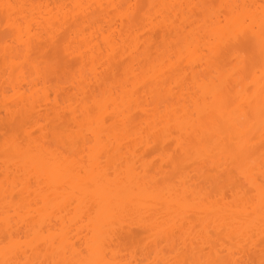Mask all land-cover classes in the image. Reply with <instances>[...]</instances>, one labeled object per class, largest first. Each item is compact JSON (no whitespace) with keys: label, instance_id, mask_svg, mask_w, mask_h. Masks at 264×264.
Returning a JSON list of instances; mask_svg holds the SVG:
<instances>
[{"label":"bare ground","instance_id":"bare-ground-1","mask_svg":"<svg viewBox=\"0 0 264 264\" xmlns=\"http://www.w3.org/2000/svg\"><path fill=\"white\" fill-rule=\"evenodd\" d=\"M261 3L0 0V261L36 258L30 249L3 252L6 233L22 236L35 226L56 241L40 259L149 264L165 252L191 257L195 246V258L260 264L259 186L247 197L239 176L242 163L260 175L259 119L254 138L240 143L232 118L217 110L211 81L214 71L230 70L233 28L246 29L242 47L254 67L249 80L233 82V95L251 86L255 95L244 98L258 112ZM3 4L22 5L13 11L41 22L38 35L24 37L32 39L24 71L4 58L13 27ZM129 4L155 22L130 20L119 7ZM220 49L209 65L203 53ZM34 64L60 71L36 73ZM202 74L208 82L193 85ZM85 100L100 106L87 121ZM73 124L94 131L93 143L58 142L56 130ZM247 236L255 246L239 247Z\"/></svg>","mask_w":264,"mask_h":264},{"label":"snow or ice","instance_id":"snow-or-ice-1","mask_svg":"<svg viewBox=\"0 0 264 264\" xmlns=\"http://www.w3.org/2000/svg\"><path fill=\"white\" fill-rule=\"evenodd\" d=\"M3 9L8 12V18L10 24L13 27L12 38L5 40L3 42L4 58L7 61L9 57L14 63L18 65L21 71L25 70V65H27L28 60L31 57L32 51V39L31 35H38L41 29V22L33 16L21 15L13 11V9L22 8V5H12L3 4ZM77 7H84L82 5H77ZM91 7V5L87 6ZM100 7H103L102 5ZM116 7V6H113ZM121 11L126 14V16L133 21H137L139 24L144 25L147 22H155V18H149L147 14L141 17L140 15V5L129 4L127 6H119ZM195 8L196 6H191ZM260 7V37H259V47L261 54V64H260V90H259V110L258 112L250 107V101L245 99L244 96H254L255 93L253 88L250 86L247 89H241V95H233L234 85L239 87L241 83L249 80L251 74V68L254 67V57H250L247 50H245L242 45L244 41L248 40V31L244 28L236 27L233 28L235 31V43L233 41H227L226 47L231 46V51L233 54L232 64L230 70L226 73H213V78L211 83L214 85L212 88V95L218 101L217 110L223 114L228 113L232 118L233 125L236 129V133L239 137L240 143L250 142L255 135V122L259 119V132L262 138V143H264V0H262ZM248 20L242 21L243 24H248ZM232 27V26H230ZM26 34H31L28 40L24 37ZM223 50H213L203 53L205 57H208L207 63L209 65H214L217 63L219 56L222 54ZM36 73H40L42 70L45 72H56L59 73L60 67L56 64L47 65L42 69L41 65L34 64L32 66ZM76 78H73L71 87H76ZM82 84V76L79 78ZM208 82V77L206 75H201L194 77L192 84L194 85L198 81ZM219 81V83H217ZM61 83L66 81L63 79ZM37 85H33L36 87ZM191 90V86L190 89ZM86 104L85 116L86 121L92 119L97 114L99 105ZM77 123L79 121L77 120ZM214 123L218 130L226 131L227 134L232 133V127L225 129V122L220 119H214ZM89 129L92 125L88 126ZM56 136L58 142L70 143L71 146L79 147L81 141L86 145L92 144L95 138V133L92 130L87 132L84 131L83 127H77V124L71 125L69 128L63 130H56ZM183 139V138H182ZM186 144L192 143L191 140L185 142ZM236 160L240 159L238 154L235 157ZM260 175L257 177L254 172V168L250 166H245L241 164L239 168V176L242 187V192L247 197L254 196L251 189L258 184L260 192V231H261V241L264 242V152H262L259 161ZM27 220V217H25ZM5 224L11 223V218H6ZM145 226L147 227V221H145ZM160 240L157 239V248H159ZM251 242L255 246V240L251 236H247L246 239H242L239 243V247H244L246 244ZM56 246L55 240H49L43 236L42 228H37L32 226L28 229L27 233L22 236H17L15 234L9 235L6 233L4 238L3 252L6 257H16L21 252H28L29 249L35 255L36 258L28 260L19 259H5L0 261V264H81L78 261L72 260H56V259H40L39 256L43 253L47 255L52 248ZM195 246L193 247V256L189 257L187 255H182L181 252H176L175 255L169 252H165L164 259H156L149 261V264H244V262L239 259L233 261L229 259H219L213 258L211 255L208 258H204L203 254L200 258H195ZM203 252V250H201ZM262 259L260 264H264V248L261 249ZM219 253H217V257ZM92 264V262H90ZM141 264V262H137Z\"/></svg>","mask_w":264,"mask_h":264},{"label":"rangeland","instance_id":"rangeland-1","mask_svg":"<svg viewBox=\"0 0 264 264\" xmlns=\"http://www.w3.org/2000/svg\"><path fill=\"white\" fill-rule=\"evenodd\" d=\"M156 162V161H155ZM230 197V196H229Z\"/></svg>","mask_w":264,"mask_h":264}]
</instances>
